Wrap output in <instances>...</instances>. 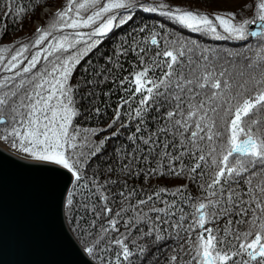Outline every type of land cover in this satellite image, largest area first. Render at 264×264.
I'll return each mask as SVG.
<instances>
[{
	"label": "snow or ice",
	"instance_id": "snow-or-ice-1",
	"mask_svg": "<svg viewBox=\"0 0 264 264\" xmlns=\"http://www.w3.org/2000/svg\"><path fill=\"white\" fill-rule=\"evenodd\" d=\"M219 2L2 0L0 152L81 264H264V0Z\"/></svg>",
	"mask_w": 264,
	"mask_h": 264
},
{
	"label": "water",
	"instance_id": "water-1",
	"mask_svg": "<svg viewBox=\"0 0 264 264\" xmlns=\"http://www.w3.org/2000/svg\"><path fill=\"white\" fill-rule=\"evenodd\" d=\"M46 175L0 152V264H81Z\"/></svg>",
	"mask_w": 264,
	"mask_h": 264
},
{
	"label": "trees",
	"instance_id": "trees-1",
	"mask_svg": "<svg viewBox=\"0 0 264 264\" xmlns=\"http://www.w3.org/2000/svg\"><path fill=\"white\" fill-rule=\"evenodd\" d=\"M23 3L27 4L28 0H22ZM149 2H151V0H149ZM167 2H173V0H167ZM184 3V2H188L190 4H188L189 6H191L192 3H194V7L196 6V2L197 0H175V3ZM235 3V7L232 6V4ZM182 5V4H181ZM229 5V7L227 6ZM239 0H220L219 2V6L222 7V8H225V9H228V10H236L239 6ZM0 9H2V0H0ZM10 23V26H11V21H9ZM171 27H175L173 25H170ZM32 29L29 28L27 25L25 27V30L22 31V32H17L16 33V37L17 38H20V37H24L28 34L29 31H31ZM186 36H191L192 38L194 39H200L201 42L203 44H205L206 46H209V47H214V48H225V47H228V48H235V47H238V45H235L233 44L232 42H228V41H216V40H211V39H206V38H202V37H199L197 34H194V33H189L187 31H185L184 33ZM11 39V37L7 38L5 40V42H9ZM116 98L113 97V100H115Z\"/></svg>",
	"mask_w": 264,
	"mask_h": 264
},
{
	"label": "bare ground",
	"instance_id": "bare-ground-1",
	"mask_svg": "<svg viewBox=\"0 0 264 264\" xmlns=\"http://www.w3.org/2000/svg\"><path fill=\"white\" fill-rule=\"evenodd\" d=\"M3 147H4V146H3L2 144H0V148H3ZM4 153L10 155L11 157L19 158V157L15 156L14 154H12V153L10 152V150H8V149H5V150H4ZM19 159H20V158H19ZM63 220H64V223H65L64 213H63ZM65 226L67 227L66 223H65Z\"/></svg>",
	"mask_w": 264,
	"mask_h": 264
},
{
	"label": "rangeland",
	"instance_id": "rangeland-1",
	"mask_svg": "<svg viewBox=\"0 0 264 264\" xmlns=\"http://www.w3.org/2000/svg\"><path fill=\"white\" fill-rule=\"evenodd\" d=\"M178 3H179V2H178ZM241 3H242V0H239V5H240ZM180 4H182V6L188 7V6H189L188 4H190V3H188V2H184V3H182V2H181ZM193 4H194V3H192L191 6L194 7ZM235 5H236L235 3L232 4V6H234V7H235ZM239 5H238V6H239ZM227 6L229 7V5H227ZM33 27H34V26H33ZM66 228H67V230H68V227H66ZM68 231H69V230H68ZM69 233H70V232H69Z\"/></svg>",
	"mask_w": 264,
	"mask_h": 264
}]
</instances>
